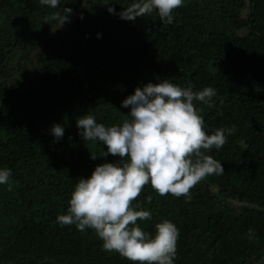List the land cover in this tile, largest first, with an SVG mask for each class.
<instances>
[{
	"label": "trees",
	"instance_id": "1",
	"mask_svg": "<svg viewBox=\"0 0 264 264\" xmlns=\"http://www.w3.org/2000/svg\"><path fill=\"white\" fill-rule=\"evenodd\" d=\"M132 2L0 0V167L12 173L0 185V264H138L56 217L80 177L119 159L83 141L76 120L121 124V101L158 79L213 87L212 107L194 101L204 128L235 131L207 153L224 172L198 182L190 200L143 186L131 206L151 219L137 224L177 226L174 264H264V0H184L170 25L155 11L129 21L105 5L118 13ZM64 7L72 13L62 26L47 21ZM54 123L65 129L59 141Z\"/></svg>",
	"mask_w": 264,
	"mask_h": 264
},
{
	"label": "clouds",
	"instance_id": "2",
	"mask_svg": "<svg viewBox=\"0 0 264 264\" xmlns=\"http://www.w3.org/2000/svg\"><path fill=\"white\" fill-rule=\"evenodd\" d=\"M42 6L56 9L60 0H39ZM184 0H133L116 12L113 4L109 13L134 21L154 11L163 25L173 23V10ZM72 9L64 7L47 17V21L62 26L69 20ZM47 23V22H46ZM55 26V27H56ZM97 33V38L101 37ZM217 96L213 87L194 91L191 86L180 87L167 79L137 86L121 101L127 117L121 124L106 126L91 115L76 120L83 141L106 145L100 156L109 154L118 160L98 164L87 177H80L70 195L66 214H58L60 225H75L78 231L95 230L102 249L115 251L121 257L138 264H174L179 229L169 221L155 224L149 233L137 224L151 219V212L132 207L146 184L160 195L184 196L190 200V189L208 175L222 174L220 161L207 153L227 141L234 128H218L209 133L194 107V101L207 103ZM64 127L54 123L49 132L55 141L64 136ZM93 159L96 156H92ZM11 169L0 167V185L9 184ZM9 190L11 186L9 185ZM251 238L252 230L249 229Z\"/></svg>",
	"mask_w": 264,
	"mask_h": 264
}]
</instances>
